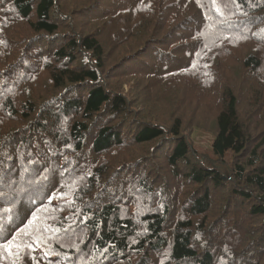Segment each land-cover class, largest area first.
<instances>
[{
	"label": "trees",
	"instance_id": "trees-1",
	"mask_svg": "<svg viewBox=\"0 0 264 264\" xmlns=\"http://www.w3.org/2000/svg\"><path fill=\"white\" fill-rule=\"evenodd\" d=\"M0 264H264V0H0Z\"/></svg>",
	"mask_w": 264,
	"mask_h": 264
},
{
	"label": "rangeland",
	"instance_id": "rangeland-1",
	"mask_svg": "<svg viewBox=\"0 0 264 264\" xmlns=\"http://www.w3.org/2000/svg\"><path fill=\"white\" fill-rule=\"evenodd\" d=\"M191 105H189V107L193 109ZM193 105L196 106L197 110L199 111L201 103L198 97H197V103ZM191 139L193 140L194 148L195 150H197L196 152L198 154L210 155V147L213 139V136L210 132H207L199 128H194L191 132ZM233 205H235V202H233Z\"/></svg>",
	"mask_w": 264,
	"mask_h": 264
},
{
	"label": "bare ground",
	"instance_id": "bare-ground-1",
	"mask_svg": "<svg viewBox=\"0 0 264 264\" xmlns=\"http://www.w3.org/2000/svg\"><path fill=\"white\" fill-rule=\"evenodd\" d=\"M197 151V150H196ZM90 169V168H89Z\"/></svg>",
	"mask_w": 264,
	"mask_h": 264
},
{
	"label": "snow or ice",
	"instance_id": "snow-or-ice-1",
	"mask_svg": "<svg viewBox=\"0 0 264 264\" xmlns=\"http://www.w3.org/2000/svg\"><path fill=\"white\" fill-rule=\"evenodd\" d=\"M219 10V9H218Z\"/></svg>",
	"mask_w": 264,
	"mask_h": 264
}]
</instances>
